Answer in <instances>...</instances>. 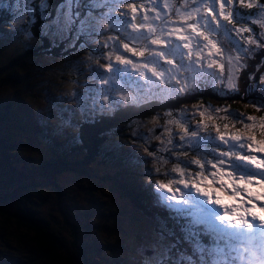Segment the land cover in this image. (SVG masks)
Instances as JSON below:
<instances>
[{
    "label": "trees",
    "instance_id": "1",
    "mask_svg": "<svg viewBox=\"0 0 264 264\" xmlns=\"http://www.w3.org/2000/svg\"><path fill=\"white\" fill-rule=\"evenodd\" d=\"M62 1L46 0L49 12L54 10V13L53 16L41 14L38 19H35L40 22V28L44 27L41 29L43 33L40 34V39H37V41L28 39L24 50L15 53L6 61L0 63V132L6 131L0 136V228L5 229L8 220H13L16 226L25 228V233L16 235L30 237L29 239L34 242L31 246H28L32 258V253L36 248L48 250L50 253L57 255L61 253L58 248L73 244L81 250V254L85 259L83 264H90L88 261L92 260L96 251H98L96 253H99L106 248L114 249L113 246L108 244L110 237L101 238L97 233L93 235L92 231L98 232L100 226L103 228L104 225L107 227L105 229H115L114 225L119 221V217L115 221H110L108 219L101 220V216L109 214L117 216L115 213L122 212L123 204L125 203L127 207L128 203L127 187L121 183L118 176V161L121 159L120 151L123 144L117 138H126V143L129 145H140L142 149L138 152L141 154L152 153L148 158L154 160H158L159 156L155 155V151L160 152V149L153 145L151 140H166L164 146L172 145L173 147L167 152L170 157H161L162 160L169 159L172 165L170 167L168 165L163 166L161 169L170 173L171 167L175 168L178 165V160L188 161L190 159L191 163H196L197 160L191 159V156L188 155L191 151L202 152L205 156H214L216 149L222 152L227 149L225 146L236 140L232 139V131H247L251 127L246 128L245 125L257 124V120L254 122V120H248L247 118L251 116L256 119L259 115V112L256 113L251 104H255L260 100L264 101V89L259 87V83L262 81L260 79L262 73L257 74V71L246 73L243 78H238L237 73L232 69L224 70V63L223 59H220V54L213 59L198 62L192 59L193 54L189 59L188 52L185 53L183 48H180L182 53L178 58V62L183 65L184 70L179 71V73L173 72L175 79H169L168 75L165 74L164 80L166 83L160 84V78L153 76L151 71H147L146 75L150 79L145 80L135 70L132 71L129 65L121 64L115 59L117 55H123L128 59L136 57L131 52L125 51L123 46L120 49L116 43L117 40L125 41L126 38L133 37V35L127 34L131 30L130 27L126 31L129 22L114 28L112 21H110L109 30H107V26L102 27L100 25H106L104 19H107V17L119 21L128 19L131 15L130 10L116 12L113 7L109 8L107 5L101 11L96 12L94 8H91V11H87L83 16L86 20L88 14H90L91 17L88 22L72 27L71 17L66 18L64 21H60L62 31L54 36L48 34V31L58 20L56 18L60 16L59 5L62 4ZM94 1L97 2L98 0ZM105 1L109 2V0ZM244 3L248 4L249 0ZM12 4L16 7L15 12L11 7ZM237 4L236 0H233V5ZM262 5H264V0L259 5L253 4L251 8L234 7V12L238 8L240 14L243 15L246 12L247 16L242 17L241 15L242 18L238 21L236 13L232 20L243 25L248 31H252L254 26L264 29V24L260 23V17H264L260 14ZM88 7L84 6L83 10ZM257 7H259L258 11L256 10ZM35 8L36 4L32 0H0V21L13 23L10 17L15 14L14 23H18V31L23 30L26 32L29 29L22 22L21 14L25 10L30 16ZM102 11L105 17L102 15ZM137 14L140 17L142 15L141 12H137ZM17 18L19 19L17 20ZM30 23L32 27H37V22L30 21ZM239 29L236 26L230 30L236 39L238 36L234 33H238ZM101 32H105L107 35L109 32L114 34L115 41L105 42V39V41H101L99 38L103 36L100 34ZM50 35L52 39L49 37ZM177 43L182 44L180 41H177ZM129 47L136 48L137 54L139 51L144 50L141 46L136 47V44L129 45ZM84 48L87 51L81 54L80 57L82 58L85 53L91 55L89 56L91 58L83 64L91 63L89 65L90 74L92 73L90 78H96L97 82L94 83L92 88L87 87V90H92L90 98L80 103L79 100H76L73 103V109L70 107L65 108L61 106L62 103L57 102L58 92L44 90V85L42 86L40 83L42 80L38 79L39 75H36L38 72L36 67L32 66L29 69H33L35 77H30L27 80V84L36 83V86L22 90L16 89L13 85V81L16 80L14 78L16 73L6 74L8 70L19 65L25 57L44 54L53 59V55H63L70 61L73 57L71 55L72 51L75 52ZM109 52H112L111 60L106 58ZM204 52L208 51L204 50ZM227 55H230V53L225 54L226 57ZM96 61H100L102 64L100 65L101 69L95 68L97 64L94 62ZM210 62L211 66H209ZM109 64L112 68L110 72H107V65ZM220 65H223V67L221 68ZM230 65L229 60H226V67L228 68ZM123 66L127 68V71ZM164 66L168 67L169 64ZM8 67L10 69L7 70ZM28 73L33 76L32 72L28 71ZM23 77H26V74ZM139 78L141 82L138 81ZM229 78L234 79L237 84L236 91L226 87ZM250 78L253 79L250 80ZM181 79L186 82V86L182 87L185 88L183 92L179 91L180 86L178 85ZM191 79L192 81H190ZM153 81H157V83H153ZM253 81H255L254 85ZM136 84L139 87L136 93L132 89L128 90V88H131L130 86L137 89ZM249 89H251V92ZM34 91L37 93H34ZM123 91V94L119 93ZM221 93H224V95H221ZM61 94L66 96L67 92H61ZM35 96H43L44 99L42 98L41 101L44 102L49 100L53 105H56V111L59 110L61 114L65 109L68 114L63 115L65 122L73 127L67 130L65 126L60 128V122H48L46 116L41 114V106L34 105L31 102L30 99ZM128 97L129 99H126ZM100 98H103L101 102L99 101ZM26 105L31 108V111L25 109ZM27 114L31 115L32 119H28ZM72 117H74V120ZM140 125L147 126L142 136H139L136 130ZM155 126H160L161 130L155 136H152L151 131ZM226 129V133L223 134ZM53 130L60 133H53ZM7 132L9 133L6 134ZM222 135H224L223 138H221ZM134 137L139 138L141 141L138 144L135 143ZM70 139L71 141H67ZM37 141L44 146V148H39L41 154L33 156V154L26 152L23 143ZM7 144H10L11 147L6 148ZM126 147L128 149L135 148V146L130 147L127 145ZM95 150L97 154L102 155L103 159L108 157L113 168L111 170L98 168L100 174H94L97 170L93 173L89 172L88 176H95L97 179L103 180L104 184L94 186L93 189L87 186V199L84 201L76 199L75 203L72 193L66 192L64 189L61 191L50 179L55 180L59 168L60 170L73 169L78 173H82L81 166L87 170L88 165L96 156ZM9 151H14L15 155L11 156ZM90 152L92 155H90ZM194 164L192 167L195 168ZM3 165H5L4 168ZM11 165L17 166V169H14ZM156 168H159V166H156ZM32 173L34 174L33 177ZM108 180L113 181L112 186L118 188L121 194L119 196L121 207L116 210L111 206L113 212L107 207L105 208L106 195H109L108 191H112L110 189L106 191L103 188L109 182ZM34 181L39 185L50 183L53 188L58 190L55 195V207L61 214L60 205H63L67 213L61 214L62 218H57L60 222L56 229L57 233H52L48 227L47 217L41 215L38 212V210L40 211L39 207L33 204L34 202L37 203L39 199L43 200L39 194H37L38 200H33L38 187ZM27 182L29 184L25 185ZM30 183H32L33 188L29 187ZM61 193L62 197L60 196ZM26 194H30L31 198ZM6 201L16 202L13 209L5 204ZM130 208L131 205L128 209ZM72 214H76L80 218L74 220ZM189 214L190 211L188 210H173L172 222L175 225L164 229L158 228L155 234L142 236L140 234L142 231L139 233L132 232L135 234L137 241L142 240L141 245L137 247L129 245L123 249L118 246L117 252L121 250V256L118 259L117 256H113L111 264H164L161 260L155 262L151 256L159 246L167 248L169 246L168 241L173 240V245L169 250L167 249L166 259L168 264H206L208 259L201 255L186 258V255L183 254L182 258L177 257L179 253L176 251L179 245H176V250H173V246L179 241V234L182 231L175 228V226L181 225ZM89 219H92L93 224L96 225L94 230L91 229L92 223ZM123 219L124 221L117 225L120 229H126L125 220L132 221L131 214L123 213ZM66 231H69L72 237L70 244L66 239ZM82 233H85L87 237L82 236ZM101 241L102 244H100ZM109 242L110 244L113 243V241ZM220 247L219 254L227 258L228 262L226 264H243L244 261L247 263L264 262V251H260L256 255V251L248 248L244 256L238 258L237 255L229 257V250L225 244ZM150 250L154 252L148 254Z\"/></svg>",
    "mask_w": 264,
    "mask_h": 264
},
{
    "label": "rangeland",
    "instance_id": "2",
    "mask_svg": "<svg viewBox=\"0 0 264 264\" xmlns=\"http://www.w3.org/2000/svg\"><path fill=\"white\" fill-rule=\"evenodd\" d=\"M247 0H244V2ZM262 0H252L253 4H260ZM164 2H167L168 4L174 5L175 9H182L184 5V0H156V3L159 4V7H156L153 3V0H109V2H106L105 0L101 1H88V0H63L62 4L59 5L60 10H59V17L56 18L58 20L55 21L54 25L50 28L49 33L56 36L59 32L62 31V28H60V21H64L66 18L71 17V20H75L78 22V24H83V22H88L90 17V14H88L86 20H82L81 18V12L82 7L87 5L89 6L85 13L87 11H91V8H94L95 12L96 11H101L102 9L105 8L107 5L109 8L113 7V10L116 12H123L124 10H129L126 8L127 5L129 4H135L136 5V14L137 12H141V16L147 15L149 18V23H152L153 18L159 13L160 15H167L172 21H176V24H170L169 28L172 27H178L179 23L182 22V17H178L175 15L174 9L170 7H164L163 4ZM237 2V0H236ZM36 8L33 10L32 14L30 15V21L32 22H37L39 24V21L35 20L40 17L41 14L48 15L49 8L46 4V0H36ZM101 3V4H100ZM238 3V2H237ZM189 5H191V0H189ZM247 4L243 3L240 4L238 3L237 5H233V0L231 4H226L225 6V12H232L233 17L236 14L234 12L235 8L234 7H240V8H247ZM13 8V12L16 11V7L14 4L11 5ZM217 10L219 8V5L217 4L216 6ZM256 10H259V7L256 8ZM262 11V9H261ZM102 15L105 17L104 12L102 11ZM242 15V14H241ZM247 16V13L245 12L242 17ZM264 16V15H263ZM107 17V16H106ZM11 21H15V14H12L10 17ZM19 18H17L18 20ZM114 18H109L107 17L106 20V25L105 24H100L102 27L107 26V30H109V22L112 21V25L114 26H122L129 22L128 19L121 20L119 21L118 19L113 20ZM222 19V18H221ZM23 20V18L21 19ZM260 22L264 24V17H260ZM158 24L159 21H156ZM227 23V22H224ZM17 25L18 23H4L0 21V63L6 61L9 57L14 55L15 53L21 52L22 50L25 49L27 45V40H34L37 41V39H40V29L44 27H32L26 32L24 31H18L17 30ZM74 24L72 25V27ZM238 26L242 31H238V33H234L237 37L238 40H240L241 43L244 44L245 47L249 48L250 50H253V55L251 57L249 56H243L240 60L241 64H244L245 67L239 68L238 65H235V61L233 60L231 62L230 67H226V60H229V56L235 57L237 55V48L233 46V43L229 41V38L226 36L220 35L219 33H214L212 34V39L215 40L217 43V47L221 49L220 52V59H223L224 63V70L227 71L229 69H232L234 72L237 73L238 78H243V75L246 73H255L257 71V74L262 73L260 76V79L264 78V31L258 27L254 26L252 28V31H248L247 28L243 27V25L238 24L232 20L231 24L228 25L229 29L232 30ZM247 32V33H246ZM57 33V34H56ZM103 36L99 37L100 40H104L105 42H110V41H115V35L112 33H105L101 32ZM130 35H133V37L126 38L125 41H119L117 40V46L121 49L124 43H127L128 45L136 44L137 46H140V42L135 39L136 33H134L132 30H130L129 33ZM51 39V35L49 36ZM112 37L113 39H110ZM246 37L245 39H243ZM255 40L256 43L252 44L250 41ZM245 41V43H244ZM152 48H155L157 46L152 45L150 46ZM137 51L136 48H134ZM193 58L194 60L201 62V60H210L213 59L214 57H217L219 54H214L213 56L209 57L208 52H202L201 55L198 57L196 55V52L198 49H193ZM87 49L79 50V51H72V56L70 61L66 56L63 55H53V59L45 56L44 54H40L38 56H29L25 57L22 62L19 63V65L13 67L10 69V67L7 68L10 70H6V74H12L16 73V77H14L16 80L13 81V85L16 89L22 90L31 86H36V83L34 84H27V80L30 77H35L33 69L29 70L32 66L36 67L37 69V74L38 79H41L42 81L40 82L42 86L44 85V90L48 91H54L58 92V95L56 96L57 102L61 104V106L67 108L70 107L73 109V106L76 100H79V103L85 102L86 99L90 98V95H92V90L90 92H87V87L92 86L94 83L97 82L96 78H90L92 73L90 74L89 70V65L91 63H85L86 60L90 59L91 56L90 54L87 55L86 53L80 57L81 54L86 52ZM185 53L188 52L187 49L184 51ZM182 51L181 49L177 51L174 55H170L168 57L169 60H171V64H169V68H172L173 71L179 73V71L182 70V65L179 64L178 58L180 57ZM230 53V55L225 56V54ZM93 55V54H92ZM146 57H148V52L145 51V56H139L138 54L136 57H133L131 60L134 62L138 63L141 67L143 66V63L146 62ZM187 59V58H185ZM139 60V61H138ZM184 60V59H183ZM82 62V63H81ZM96 65L95 68H100L102 65L100 61L94 62ZM92 63V64H94ZM29 64H31L29 66ZM235 65V66H234ZM124 67V66H123ZM179 68V71H176V69ZM125 71H127V68L124 67ZM109 71V68L107 69ZM24 71V72H23ZM28 71L33 73V76L28 73ZM159 71V69H157ZM149 72V71H148ZM26 74V77H23ZM136 74V73H133ZM233 76H235L234 73H232ZM37 79V78H36ZM140 81V78L138 80ZM192 81V79L190 80ZM248 81V80H247ZM185 80L181 79L178 82V85L180 88H182L185 85ZM53 86V87H51ZM134 93L137 92L138 90V85L136 84V88H132ZM241 87V86H240ZM248 87V84H247ZM260 89L264 88V81H261L259 83ZM10 88V87H9ZM8 88V89H9ZM242 88V87H241ZM185 89V88H184ZM67 92L66 96L62 95L61 92ZM117 92V91H116ZM34 93H37L34 91ZM45 93V92H44ZM120 94H123V92H119ZM52 95V92L50 93ZM102 96V95H101ZM131 97V95H130ZM44 99L43 96L39 97H34L31 98V102L34 105H40L41 106V114L46 116V120L48 122H60L61 127L65 126L67 130L71 129L73 126H70V124L65 122V118L63 115H68L67 111L65 109L63 114L59 110L56 111V105H53L49 100L48 101H41V99ZM103 98H100L99 101L101 102ZM41 101V102H40ZM98 103V102H95ZM264 103V101L260 100L256 102L255 104L252 103L251 106L256 110V113L259 112V115L257 118L253 119L254 122L257 120V124H252L251 128L253 130L245 131V132H250L253 133L251 134L253 137H255L256 141H264V107H260L259 104ZM25 109L30 110L31 108L28 107L27 105L25 106ZM263 110V111H261ZM28 119H32V116L27 114ZM74 120V117H72ZM39 122L41 120H38ZM78 121V120H77ZM239 126V125H238ZM145 127L146 125H140L138 128H136L138 135L142 136V133H145ZM3 128V127H2ZM233 130V129H231ZM6 131H1L0 136ZM241 131L236 130L232 131L233 136L236 135L237 133H240ZM258 132V135H257ZM7 132L6 134H8ZM53 133H60L59 131L53 130ZM124 135V134H123ZM119 142L123 144L122 149L120 151V156L121 159L118 161V173L119 177L121 179V183L127 187L128 192L127 194V207L129 208V205H131V208L128 209L125 205L123 204V209L122 212L119 211L117 216H113V214H109L107 216H101V220L108 219L110 221H115L117 217H119V221L114 225L115 229H105L107 227L102 228L100 226V231L94 232L92 231V234L94 235L97 233L101 238H109L108 244L113 246L114 249H103L99 253L94 254L95 256L92 258L90 264H111L113 256H117L116 258H120L122 251L120 250L117 252V247L120 246L122 249L125 246L131 245L132 247H137L141 245L142 240L140 239L137 241V238L134 233L132 232H137L140 233L142 236H145L147 234H155L156 233V228L154 226V221L150 217H143L141 214H138L139 209L135 207L136 204H143L144 207L148 205V200L150 197L154 196L155 189L152 185V181H143L142 178L148 179L149 173L152 172V168L149 167V163L147 162L148 156H151L152 153H147V154H141L138 151L142 149L140 145H129L127 144L126 138H117ZM56 140V139H55ZM135 143H139L141 140L137 137L133 138ZM67 141H71L67 140ZM153 145H156L160 149V154L157 151V154L159 156H167L170 157V155L167 153L168 150H170L173 146H164L166 143V140H158V139H152L151 140ZM141 144V143H140ZM10 144L6 145V148H9ZM25 146L26 152H29L30 154H33V156L40 155L41 152L39 151L40 147L44 146L40 142H30V143H23ZM127 146H135L134 149H128ZM5 151V150H4ZM96 151V150H95ZM11 156H14L15 153L14 151H9ZM90 155L92 153L90 152ZM252 153H248L246 158H250ZM201 162H204L202 158H199ZM159 165L162 167L163 164L164 166L168 165L169 167L172 165L171 161L162 160V157H160V162H158ZM207 163V162H205ZM12 166V165H11ZM5 165H3V168ZM14 169H17V166H12ZM181 168L184 169L185 174L188 175L189 169L188 167L184 166L183 164L178 163V165L175 168ZM99 169L103 170H111L113 166L110 164V161L108 160V157L106 159H103L101 154H97L96 151V156L93 158L92 162L90 165H88L87 170H85V167L81 166V171L82 173H78L73 169H64V170H58L57 176L55 177V180L51 182H54L59 189H64L66 192H70L73 195V200L76 203V199L80 201H84L87 199V186L91 187L93 189L94 186H102L104 184L103 180L97 179L95 176H88L89 172H96L94 174H100ZM161 169V168H160ZM86 171V172H85ZM209 172V169H207ZM161 172L165 173L164 170L161 169ZM32 177L34 174H31ZM176 176H173L172 178L175 179ZM51 178V176H50ZM164 177H159L156 180L162 179ZM155 180V181H156ZM254 180V179H253ZM109 181V180H108ZM36 182V181H34ZM37 183V182H36ZM29 182H27L25 185H28ZM113 181L110 180L107 182L103 187L105 188L106 191L108 189L112 190L109 192V195L107 194L106 198V205L105 208L107 207L109 210L112 211V208H116V210L120 209L121 207V201L119 196L120 191L118 188H115L112 186ZM37 193L36 196L33 198V200H38L37 194L42 197L43 200L39 199L36 204L37 207H39L40 211L38 212L41 215H44L48 219V227L49 229L55 233L58 231L56 230L58 228V225H60V222L58 221V217L62 218V215L66 212L64 209L63 205H60V208L62 210L61 214L59 213V210L55 207V195L56 192H58L57 189L53 188L52 184L46 183L43 185H39L37 183ZM252 185V184H251ZM30 188H33L32 183L29 185ZM214 189H217L213 187ZM252 194H259L263 193V188L261 185L253 186L250 189ZM226 194V195H225ZM29 196L30 194H26ZM234 194L231 191V189H228L226 193H223L221 195V198H227V196L232 197ZM62 197V193L60 195ZM244 196V194H242ZM260 196V201L264 202V198ZM215 198H217V195H215ZM214 199V198H213ZM235 198H232L234 200ZM41 200V201H40ZM17 201V200H16ZM213 201V200H212ZM111 202V203H110ZM59 203V201H58ZM242 203V201H240ZM5 204L13 209V206L16 204V202H11V201H6ZM60 204V203H59ZM82 206V205H81ZM76 208V207H75ZM258 209L257 207H254ZM75 210V209H74ZM113 212V211H112ZM67 213V212H66ZM123 213L131 214L132 221H126L125 220V225L126 229H120L117 227V225L121 222L124 221L123 219ZM74 217V220L80 218L77 217L76 214H72ZM121 218V220H120ZM90 222L92 223L91 229L94 230L96 225L93 224V220ZM132 227V231L129 230V228ZM102 229V230H101ZM111 229V230H110ZM110 230V231H109ZM129 230V231H128ZM110 232V234L108 233ZM26 229L23 227H18L16 226L15 222L13 220H8L6 222V227L5 229L0 228V264H83L85 261L84 257L81 254V250L78 248V246L70 244V241L72 239L69 231H66V239L68 240L70 246L68 247H63V248H58L59 254L55 255L54 253H50L48 250H43V249H37L32 253L33 258L31 257V250L29 249L28 246H31L32 243H34L32 240H30V237H25L21 235L20 237L17 236L16 234H22L25 233ZM82 236H86L85 233H82ZM109 241H113L112 244H110ZM169 246L167 248L163 246H159L157 251L153 253V250H150L148 254H152L151 258L157 262L161 260L164 264H168V261L166 259L167 257V249L169 250L171 245H173V241H168ZM103 242L101 241L100 244ZM91 246L93 247V244L91 243ZM99 246V245H97ZM35 247V246H34ZM90 247V246H89ZM88 247V248H89ZM126 249V248H125ZM93 254V255H94ZM95 262V263H92ZM170 264V263H169Z\"/></svg>",
    "mask_w": 264,
    "mask_h": 264
},
{
    "label": "snow or ice",
    "instance_id": "3",
    "mask_svg": "<svg viewBox=\"0 0 264 264\" xmlns=\"http://www.w3.org/2000/svg\"><path fill=\"white\" fill-rule=\"evenodd\" d=\"M238 3L243 4L244 0H237ZM153 3L156 7L160 5L156 3V0H153ZM232 0H191V5H189V0H184V5L182 9H175L174 5L168 4L164 2V7H170L174 9L175 15L178 17H182V22L179 23L178 27L169 28L170 24H176V21H172L169 16L167 15H157L153 18L152 23H149V18L147 15L142 17H137L136 15V5L129 4L126 6L130 10V17H128L129 24L126 29L130 27L131 30L136 33L135 39L140 42L141 48L144 50L139 51V56H145V51L148 52V57H146L145 63L141 67L138 63L134 62L131 59L126 58L123 55H117L115 57L116 61L124 65H131V67L145 80H149V76L146 75L147 71H151L152 75L155 77L160 78L159 83L164 84L166 81L164 80L165 74H168L169 79H175V75L173 74L172 68L165 67V64H171V60L168 59L170 55H174L180 48L188 50V57L191 58L193 54V49H198L196 55L199 57L204 50L208 51V56L211 57L214 54H220L221 49L217 47V43L214 39H212V34L219 33L220 35L226 36L229 38V41L233 43V46L237 48V55L235 57L229 56V62L231 63L233 60L235 61V65H238L239 68L245 67L244 64L240 63V60L243 56L251 57L253 55V50L245 47L240 40L236 39V37L230 31L228 25L231 24L233 19L232 12H225L226 4H231ZM219 5L217 10L216 6ZM246 7L251 8L253 7L252 0H249V3ZM261 15H264V5L261 6ZM236 19L239 21L241 20V14L239 9H236ZM124 14V13H122ZM222 18V19H221ZM156 21H159L157 24ZM227 22V23H224ZM238 31H242L238 30ZM110 39H113L110 37ZM177 41L183 42L182 44L177 43ZM250 43L255 44L256 41L252 40ZM155 45L157 47L152 48L150 46ZM123 49L127 52H131L133 55H137V52L134 48H130L127 43L123 44ZM109 60L112 58V52H109L106 56ZM163 62V63H162ZM150 65L152 67L150 68ZM234 65V66H235ZM211 66V62L210 65ZM110 69L111 64L107 65ZM222 68L223 65H220ZM159 69V71H157ZM179 71V68L176 69ZM264 81V78H262ZM153 83H157V81H153ZM226 87L228 89H232L234 91L237 90V84L235 83L234 79L229 78ZM264 89V88H262ZM185 89L180 88L179 91L183 92ZM251 92V89H249ZM224 95V93H221ZM126 99H129L126 98ZM260 107H264V103L259 104ZM248 120H253L254 117L249 116ZM246 128L252 127L251 125H245ZM222 135L221 138H223ZM182 138V137H181ZM232 139H244L243 135L237 133L236 135L232 136ZM247 140L249 143V149L252 151H258L264 153V141H256L255 137L252 135L247 136ZM171 143V141H169ZM255 162L258 165H264V160H260L259 158H255ZM197 164L200 165L201 171L197 172L195 175L200 178V181L206 179L204 175V165L200 163V161H196ZM213 168L216 171H213L211 175L215 178H218L220 187L218 189L213 188V181L209 180L207 185L203 188V191L206 195H209L210 199L213 200L212 193L215 191L217 194V198L213 200L215 203L222 204V200L220 199V193H226L228 189H231L233 192V196L230 199L235 198L238 201H242L240 204H224V215L228 217L230 212L232 214L237 213L238 209L242 208L244 213L250 214V208L248 207L252 201H258L261 195L264 193L259 194H252L250 189L247 188V184H252L253 186L257 185H264V182L249 180L245 182V186L241 187V185L237 182L235 178L232 177L230 172L225 171L219 165H213ZM157 171H160L157 168ZM173 171L178 172L181 179L171 180L167 183H161L160 186L165 189H172V186L181 183L187 184L188 181L184 179L185 171L181 168H174ZM227 178V179H225ZM198 189L200 188L199 182H197ZM244 194V196L241 195ZM247 197V199H245ZM254 207V205H253ZM242 220L243 217H240Z\"/></svg>",
    "mask_w": 264,
    "mask_h": 264
},
{
    "label": "clouds",
    "instance_id": "4",
    "mask_svg": "<svg viewBox=\"0 0 264 264\" xmlns=\"http://www.w3.org/2000/svg\"><path fill=\"white\" fill-rule=\"evenodd\" d=\"M28 16L29 13L25 10L21 14V18H23L22 22L27 29H29ZM39 32L40 34L43 33L41 29ZM111 68L109 71L107 70V72H110ZM151 133L153 134V130ZM247 136L248 135L246 134L243 135L244 140L246 141H248ZM246 154H248V152ZM147 162L149 163V167L152 168V172L149 173L148 179L142 178V180H151L155 189L158 181L156 179L159 177H165L166 174L161 172L160 168L162 167L158 164V162H160L159 157L158 160L148 158ZM156 166H159L160 171H157ZM165 172L167 173V171ZM195 195L194 192L188 191L186 186L173 185L171 190L164 188L157 192L155 189L154 196L149 198L146 207H144L143 204H136L135 207L139 209V212H137L138 214H141L143 217H150L154 221L156 231L158 228L164 229L175 225L174 222H172L173 211H171L172 207H170V201L179 204L181 203L183 205L189 203L190 206L188 208L196 207V211L193 215L187 217L181 225L175 226V228L182 230L179 234V241L173 246V250H176V245H179V248L176 251L179 253L177 255L179 258H182L183 254L186 255V258H192V256L212 251L211 254L207 255L208 264H217L216 259L221 257L219 250L221 248L220 246L223 244L226 245L229 253L243 255L248 248L257 251L260 246L264 245V237H262L264 236V224L259 220L261 210L250 212V214H247L246 218L243 217L242 220L240 219L242 216H239L235 219L234 224H228L225 222L226 217L224 215L223 207L227 199L222 201V204L214 202L213 204L217 207H211L207 204L208 200L200 199L199 201H196L195 204L193 201ZM159 202L163 203V207L158 204ZM240 212H244L242 208L237 211V213ZM254 217H256L257 222L254 221ZM224 224L226 229L223 227ZM226 235L229 236L225 238ZM247 264H264V262L255 261Z\"/></svg>",
    "mask_w": 264,
    "mask_h": 264
},
{
    "label": "water",
    "instance_id": "5",
    "mask_svg": "<svg viewBox=\"0 0 264 264\" xmlns=\"http://www.w3.org/2000/svg\"><path fill=\"white\" fill-rule=\"evenodd\" d=\"M138 17V16H137Z\"/></svg>",
    "mask_w": 264,
    "mask_h": 264
}]
</instances>
